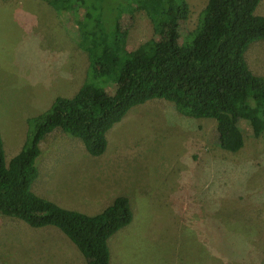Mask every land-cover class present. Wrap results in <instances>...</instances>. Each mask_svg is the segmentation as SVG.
I'll return each mask as SVG.
<instances>
[{"label": "rangeland", "instance_id": "rangeland-1", "mask_svg": "<svg viewBox=\"0 0 264 264\" xmlns=\"http://www.w3.org/2000/svg\"><path fill=\"white\" fill-rule=\"evenodd\" d=\"M99 1L84 21L93 24L99 13L94 8L102 6L101 19L110 26L113 2L124 0ZM185 1L180 45L193 38L207 2ZM133 14L128 50L152 34L145 10ZM68 17L46 0H0V133L6 162L29 135V119L56 97H72L87 79L88 54L70 35L67 27L74 23ZM244 58L254 74H264V39L251 42ZM104 81L92 80L112 90ZM214 127V118L188 116L169 100L151 98L113 123L101 153L91 154L79 137L56 127L41 140L36 163L42 170L56 165L55 173L65 180L57 178L58 187L51 190L81 212L90 211L89 196L109 187L129 198L131 222L108 238L111 264H264V136L245 133L243 145L230 151L215 143ZM92 165L112 182L86 177L95 173ZM22 221L0 213V264H67L53 260L51 251L44 250L50 257L41 259L33 249L36 228L25 231ZM52 239L47 237L45 246ZM72 245V259L76 251L77 264H87Z\"/></svg>", "mask_w": 264, "mask_h": 264}, {"label": "trees", "instance_id": "trees-1", "mask_svg": "<svg viewBox=\"0 0 264 264\" xmlns=\"http://www.w3.org/2000/svg\"><path fill=\"white\" fill-rule=\"evenodd\" d=\"M46 1L73 21L67 28L87 51L88 75L72 97H56L48 109L29 119V135L8 162L0 133V213L33 227L53 225L76 245L87 264H111L108 238L131 222L129 198L117 195L89 215L37 195L31 183L38 175L41 140L60 127L97 155L106 148V132L113 123L151 98L169 100L188 116L214 118L213 135L221 148L238 150L245 133L264 136V75L254 74L244 58L251 42L264 39V16L254 12L259 0H207L193 38L180 45L188 11L185 0L113 2L110 26L101 19L102 6L94 8L99 13L93 24L84 21L99 0ZM139 8L149 17L152 34L128 50L129 25ZM100 77L112 90L92 82Z\"/></svg>", "mask_w": 264, "mask_h": 264}, {"label": "crops", "instance_id": "crops-1", "mask_svg": "<svg viewBox=\"0 0 264 264\" xmlns=\"http://www.w3.org/2000/svg\"><path fill=\"white\" fill-rule=\"evenodd\" d=\"M254 12L257 15H263L264 16V0H259V2L257 3V5L255 7ZM257 75H264V74H257ZM21 143L23 144V142H21ZM22 144H20V146H19L20 148H21ZM3 147H4V143H3ZM20 148H18L14 153L12 151L13 154H11V155L14 156L20 150ZM4 154H6L5 150H4ZM39 156H40V154H39ZM57 165H59V164H57ZM55 167H56V165H48L46 168H44V170H42L40 168V166L37 165L38 175L33 180V182L31 183V188L33 189V186L36 185V188H37L36 194L37 195H39V196H41L47 200H50L53 203H55V204H57L63 208L70 209V210H77L80 212L83 211L75 203H65L64 198H62L59 195H56L57 191L51 190V188H50L51 186H52V189L54 187H58L57 178L60 179V182H62V179H63V181L65 180L64 174L60 175V174L55 173L56 172V170L54 169ZM107 167L108 166H104V168H107ZM90 170L92 172H95V173L94 174L93 173L88 174L86 177H92V179H96L100 182H106V183L112 182L111 177L106 176L105 173L100 174L98 172L99 170L102 171L101 169H95V167L92 165V169H90ZM76 175H77V173L75 175H73V177L76 178ZM86 179H88V178H86ZM34 182H36V183H34ZM45 185H47V190H48V192H46L47 194H44V192H43ZM60 186H61V183H60ZM115 196H117V193H114L110 187L106 188L104 191H102L100 193V195H98L97 197H90L89 196V198H88L89 200H86L87 202L85 200L84 201L86 203H88V202L90 203V211L88 213H85V214L92 215V214L98 213L101 209H104L107 205H109ZM94 209H96V210H94ZM82 213H84V212H82ZM21 226H23L25 231H29V232L31 231L30 230L31 227H28L30 225H27L23 221H22ZM33 228H36V229H33L35 231H31V232L33 234L38 235L36 243H33L34 244L33 249L37 250V252L39 253V257L41 259L46 260V258L50 257L49 255L44 254V250H45V253L47 251H51L53 254H55L54 255L55 257L53 260H61L62 259L63 260L62 262H65L67 264H77V252L74 251V257L72 259V257H71L72 254L70 251V247L73 246L72 244H74V243L62 231H60L57 227H55L53 225H45V226L33 227ZM47 237H48V239L53 238L52 240H54V243H52L51 245L49 243H47V245L45 246L44 240ZM29 242H31V241H29ZM75 247H76V245H75ZM75 250H78V248L76 247ZM83 260L85 261V259H83Z\"/></svg>", "mask_w": 264, "mask_h": 264}]
</instances>
